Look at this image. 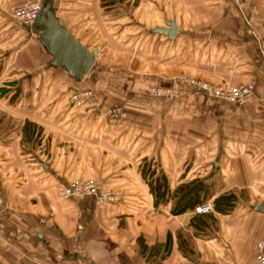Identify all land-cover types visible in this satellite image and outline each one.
<instances>
[{
	"label": "crops",
	"instance_id": "1",
	"mask_svg": "<svg viewBox=\"0 0 264 264\" xmlns=\"http://www.w3.org/2000/svg\"><path fill=\"white\" fill-rule=\"evenodd\" d=\"M29 1L0 0V264H251L264 240L255 208L264 203V0H121L115 12L101 0H38L88 51L97 47L80 80L51 64L43 27L12 17ZM114 21L135 26L136 51L146 40L149 53L107 62L93 26ZM169 22L171 35L156 30ZM192 73L252 81V99L237 105L188 86ZM149 86L183 92L154 96ZM111 104L127 115L107 119ZM142 165L164 183L163 199L154 201ZM72 180L116 199L60 197L57 186ZM230 193L226 213L191 223L193 209L172 212L180 196Z\"/></svg>",
	"mask_w": 264,
	"mask_h": 264
},
{
	"label": "built area",
	"instance_id": "2",
	"mask_svg": "<svg viewBox=\"0 0 264 264\" xmlns=\"http://www.w3.org/2000/svg\"><path fill=\"white\" fill-rule=\"evenodd\" d=\"M41 3L38 0H31L29 2L20 4L11 11L12 17L23 23L24 25H32L36 17L40 14ZM185 83L195 87L207 94L225 99L237 105H245L253 96V82L239 83V84H204L203 81L190 78L185 79ZM148 92L154 96H177L182 92L178 91L176 87L169 86H150ZM120 107H108L102 110L104 116H116L121 113ZM56 192L60 197H73L82 194H94L97 196L98 205H102L109 200H115L116 195L112 191L99 190L93 181H76L72 180L66 184L58 185ZM213 209V204L210 200L203 201L194 206L193 210L197 213L210 212ZM1 214V212H0ZM251 264H264V240L259 239L255 243L254 255Z\"/></svg>",
	"mask_w": 264,
	"mask_h": 264
},
{
	"label": "water",
	"instance_id": "3",
	"mask_svg": "<svg viewBox=\"0 0 264 264\" xmlns=\"http://www.w3.org/2000/svg\"><path fill=\"white\" fill-rule=\"evenodd\" d=\"M35 26L45 29L41 40L47 45L52 55L51 64L63 65L73 79H82L94 62L97 47L88 51L76 38L60 27L58 20L47 6L41 5L40 14L33 22L32 30ZM174 29L173 22L168 23V28H156L157 31L168 35H171ZM255 208L264 211V203H258Z\"/></svg>",
	"mask_w": 264,
	"mask_h": 264
},
{
	"label": "rangeland",
	"instance_id": "4",
	"mask_svg": "<svg viewBox=\"0 0 264 264\" xmlns=\"http://www.w3.org/2000/svg\"><path fill=\"white\" fill-rule=\"evenodd\" d=\"M101 2H102V0H101ZM101 7H105L106 10L109 12H115L116 11L115 6H106L104 4H101ZM124 26H125V29L121 26V22L118 23L116 21L111 22L108 25V27H106V28L104 27V24L102 22H100L99 24L94 23V26H93V45L100 46V50H102L103 56L105 55L107 62H110V61L116 62L117 58H119L121 60L130 59V61H131V57L133 55V52H139L141 49H146V52L149 53L148 52V47H149L148 41H146V40H144L143 42L140 41L142 47L140 48V50L138 49L139 51H136V47L134 45L136 42L138 43L139 38L135 37V35H136L135 33H138V32H137V30H134L135 26H133L130 23L126 22V23H124ZM190 78L199 79V80L203 81L204 84L206 83L208 85L231 84V83H227L224 81L213 82V81L209 80L208 78L201 76L200 74L195 75V73H192L189 76H185V79H190ZM248 82H250V81H248ZM243 83H246V82H243ZM188 86H190V85H188ZM176 89L180 92H183V90L179 87H176ZM80 94L89 95L91 93L89 90H86V91L81 92ZM92 96L93 95H91V97ZM82 98H84V97H82ZM94 99H95V95H94ZM94 102L96 105L97 100H95ZM82 103H83V101H79V103L74 101L73 105L78 107L79 105H82ZM115 106L120 107L122 112L116 116H112V117L107 116L106 117L107 119L117 120V119L127 115V114H125V109L118 104L106 105L104 107V109L108 108V107H115ZM104 109H102V110H104Z\"/></svg>",
	"mask_w": 264,
	"mask_h": 264
},
{
	"label": "trees",
	"instance_id": "5",
	"mask_svg": "<svg viewBox=\"0 0 264 264\" xmlns=\"http://www.w3.org/2000/svg\"><path fill=\"white\" fill-rule=\"evenodd\" d=\"M117 1H121V0H102V4L104 5H108L111 6L114 2ZM26 125H30L29 121H26ZM142 173L143 176L145 178H147V182L148 185L150 187L151 192L153 193L154 196V201L157 202L158 199H163L164 198V183L159 181L158 179H153L150 181V177L148 174V168L146 167V165H142ZM154 173V172H153ZM152 175V174H151ZM180 199H178L179 201L181 200L182 202L178 203L172 208V212L174 214L176 213H180L185 211L186 209H193L194 206L198 203L203 202L202 199H199L197 197H190V196H180ZM236 201V197L234 196V194L230 193V194H221L217 197H215L212 200V204H213V209L216 212L219 213H226L228 212L230 209H232L234 202ZM207 213H196V215L194 216V218H192L191 223H195L196 219H204L206 217ZM144 245L142 243H140V252L142 254H144L145 252ZM151 252V250H149V253ZM148 253V254H149Z\"/></svg>",
	"mask_w": 264,
	"mask_h": 264
}]
</instances>
